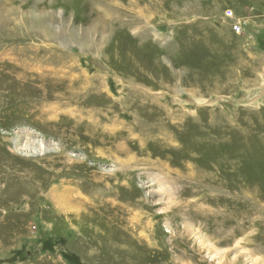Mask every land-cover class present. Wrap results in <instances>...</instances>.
<instances>
[{"label":"rangeland","instance_id":"374dc122","mask_svg":"<svg viewBox=\"0 0 264 264\" xmlns=\"http://www.w3.org/2000/svg\"><path fill=\"white\" fill-rule=\"evenodd\" d=\"M0 264H264V0H0Z\"/></svg>","mask_w":264,"mask_h":264},{"label":"built area","instance_id":"2783aa9c","mask_svg":"<svg viewBox=\"0 0 264 264\" xmlns=\"http://www.w3.org/2000/svg\"><path fill=\"white\" fill-rule=\"evenodd\" d=\"M224 17L230 20L229 27L233 32L240 33L243 31L244 22L234 16L233 10L226 9L224 11Z\"/></svg>","mask_w":264,"mask_h":264},{"label":"bare ground","instance_id":"6f19581e","mask_svg":"<svg viewBox=\"0 0 264 264\" xmlns=\"http://www.w3.org/2000/svg\"><path fill=\"white\" fill-rule=\"evenodd\" d=\"M27 68V67H26ZM160 177V176H159ZM159 182V181H158ZM159 183H161V182H159ZM162 185V184H161ZM170 189V188H169ZM54 193V192H53ZM57 196V195H56ZM60 196V195H59ZM58 198V197H57ZM60 199V198H59ZM58 200V199H57ZM61 200V199H60ZM60 202V201H59ZM217 261V260H216Z\"/></svg>","mask_w":264,"mask_h":264}]
</instances>
